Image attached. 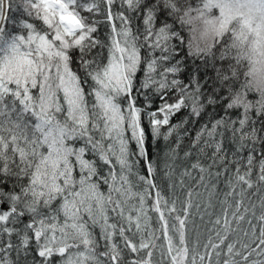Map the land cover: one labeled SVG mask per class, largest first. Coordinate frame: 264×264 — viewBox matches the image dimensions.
<instances>
[{
	"label": "snow or ice",
	"instance_id": "obj_1",
	"mask_svg": "<svg viewBox=\"0 0 264 264\" xmlns=\"http://www.w3.org/2000/svg\"><path fill=\"white\" fill-rule=\"evenodd\" d=\"M137 85L165 99L156 137L221 109L192 141L203 212L154 178ZM0 198V264H264V0H0Z\"/></svg>",
	"mask_w": 264,
	"mask_h": 264
},
{
	"label": "trees",
	"instance_id": "obj_2",
	"mask_svg": "<svg viewBox=\"0 0 264 264\" xmlns=\"http://www.w3.org/2000/svg\"><path fill=\"white\" fill-rule=\"evenodd\" d=\"M117 9L114 8L113 11ZM127 15L133 17V28L134 31L139 29L143 31V21L140 19L141 13L138 12H127ZM10 16L12 18H18V12H10ZM101 21L103 20V16L97 17ZM12 27V25H9ZM109 31L106 24H101L99 28L100 38H103L107 32ZM146 51V50H145ZM191 74V61H189L188 65L185 66V71L179 75V79L187 82L189 76ZM201 79H207L206 88H210L212 84V80L214 78V73L211 68L202 69L201 70ZM144 77L142 75L139 76V81L142 83ZM134 95L137 100V106L141 107L145 111V115L142 117V124L145 128L146 135V144L148 145L149 156L148 159L152 161L154 166L156 167L155 179L157 183L164 188L165 195L170 196L171 190L169 189V184H175V194L180 197L181 200L184 198V193L192 188L194 192H199V196H195L194 200L197 203H200L201 209L200 211H204V205L207 202V193L203 187L196 186V177L197 172L190 168V164L195 163V158L200 154L197 153L192 146V141L195 139L196 133L200 131V129L205 125L209 124L214 120V118H219L220 115H223L221 109L216 106H207L205 111L202 113L201 117H194L191 115L190 108H182L179 112L175 113L170 117V124L175 127L172 135L168 136L167 139H164L163 136L166 133L167 127L161 129L162 135L160 137H156L152 134L151 126L149 124V117L147 113L156 111L159 107H162L165 103V99L154 90L149 89H139V85H137ZM170 98L166 101L167 103H172L175 99V94L170 93ZM250 100L258 99V96L250 95L248 97ZM242 111V110H241ZM160 118H162V114H160ZM233 119L236 117L233 116ZM130 135V133H129ZM130 148L135 147V142H130ZM192 151L193 157H185V152ZM206 152L210 153L211 149H206ZM261 148L257 145V152L259 153ZM174 152V155L172 153ZM202 162L205 157H201ZM172 164L174 168V172L171 177H165L164 173L166 171L165 165ZM185 169H188L191 172V176L184 175ZM135 171H138L141 175H148L146 170V161L143 158H140V162L136 165ZM181 181H183V188L181 187ZM11 187V184H9ZM7 190V189H5ZM224 186H220V193L217 197H213L214 208L208 209V212L219 213L220 204L219 201L223 199L222 192L224 191ZM2 200V198H0ZM8 205L0 203V212L7 210ZM193 219L196 224H208L209 216L204 215L203 221L200 219V215L197 213L196 209L193 210ZM214 219V216L212 217ZM26 223L28 222V217L25 216L22 218ZM210 227V225H208ZM16 227H22V225L18 224ZM98 231V230H97ZM7 239V237H4ZM13 241L16 242V237H13ZM160 243V241H158ZM158 258V255H157Z\"/></svg>",
	"mask_w": 264,
	"mask_h": 264
}]
</instances>
